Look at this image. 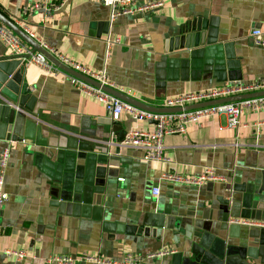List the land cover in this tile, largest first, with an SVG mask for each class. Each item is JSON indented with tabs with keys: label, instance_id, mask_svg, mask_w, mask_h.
<instances>
[{
	"label": "crops",
	"instance_id": "crops-1",
	"mask_svg": "<svg viewBox=\"0 0 264 264\" xmlns=\"http://www.w3.org/2000/svg\"><path fill=\"white\" fill-rule=\"evenodd\" d=\"M161 1L113 19L101 0H0V10L149 107L188 91L264 80V46L250 35L258 29L264 40V0ZM190 24L192 45L170 50ZM114 39L107 51L106 40ZM0 102L17 116L16 124L0 120V151L18 141L4 177L0 264H45L50 255L95 264L85 254L165 264L169 256L159 252L186 249L205 229L234 248L236 263L264 264L260 228L226 223L246 215L260 221L251 206L264 205V110L245 111L236 128H227L223 116L203 118L184 134L164 137V159L145 161L138 148L119 142L130 128L152 129L151 123L124 112L110 121L99 101L1 42ZM209 166L222 180L194 186L159 179L169 171L195 176ZM4 249L25 256L16 261Z\"/></svg>",
	"mask_w": 264,
	"mask_h": 264
},
{
	"label": "built area",
	"instance_id": "built-area-1",
	"mask_svg": "<svg viewBox=\"0 0 264 264\" xmlns=\"http://www.w3.org/2000/svg\"><path fill=\"white\" fill-rule=\"evenodd\" d=\"M110 10V18H115L120 14H133L135 12L149 11L163 5L161 0L150 3L137 4V0H101ZM17 26V25H16ZM18 27L39 46L51 54L59 63L67 68L93 80L96 84L71 75L62 70L56 64L48 60L42 53L33 50L32 46L21 39L11 29L0 22V42L9 52L21 61L40 67L46 74L59 76L63 80L69 81L82 94L90 96L99 101L104 108L105 116L110 121L119 119L121 113H127L133 121H145L152 124V129L130 128L125 134L119 146L138 148L142 152L145 161L162 160L163 139L166 135L184 134L188 126L198 124L203 118H214L223 116L226 120L227 128H236L240 123V117L245 111L258 112L264 110V95L241 98L233 101L219 102L215 104L199 105L207 101L223 99L246 93H253L264 90V80H257L252 83L234 82L222 86H214L204 90L188 91L185 93L164 97L162 106L164 109H176V111H157L140 108L132 103L124 101L117 96L106 91L103 87L115 89L121 93L123 90L118 88L103 71H95L77 62L64 54L56 53L41 42L35 34L24 24ZM250 35L255 39V43L264 46V40L260 39L261 31L254 29ZM258 39V40H256ZM117 39L106 40V50L108 51ZM124 94V93H123ZM188 106H192L188 108ZM194 106V107H193ZM159 109V108H158ZM178 109V110H177ZM18 145L17 140H8L0 151V212L7 194L3 190L6 167L12 149ZM160 180L172 183L200 186L208 181L222 180L213 167H205L195 176H184L175 172H163L159 176ZM122 181V179H120ZM153 196L158 195L157 186L152 187ZM227 225L264 227V222L231 216L226 221ZM171 250H164L157 255H168ZM2 253L6 257H11L16 261L24 258L25 253L20 250L4 249ZM83 259L95 264H143L140 257L127 254L121 261H109L97 256L85 254ZM75 259L66 255H50L45 259V264H74Z\"/></svg>",
	"mask_w": 264,
	"mask_h": 264
},
{
	"label": "water",
	"instance_id": "water-1",
	"mask_svg": "<svg viewBox=\"0 0 264 264\" xmlns=\"http://www.w3.org/2000/svg\"><path fill=\"white\" fill-rule=\"evenodd\" d=\"M0 22L3 23L6 27L11 29L15 34H17L21 39H23L26 43H28L30 46H32L33 50H37L38 52L42 53L48 60L56 64L59 68L62 70L70 73L71 75H74L76 77H79L81 79H84L86 81H89L91 83L96 84L93 80L67 68L66 66L59 63L51 54H49L45 49H43L39 44H37L34 40L29 38L18 26H16L9 18L4 16L2 13H0ZM193 25L190 24V26H187L184 28L181 33L180 37H174L172 41L174 44L170 46L171 49H177L178 47L181 48H188L192 45L194 35L191 31L193 30ZM171 42V41H170ZM20 63V61H19ZM106 91L110 92L111 94L117 96L118 98L127 101L129 103H132L140 108L147 109V110H157V111H176V109H164V108H154L149 107L147 105H144L133 98L111 88L103 87ZM264 95V90L253 92V93H246L241 94L237 96L227 97L223 99L213 100V101H207L199 105H208V104H215L219 102H225V101H233L238 100L241 98H248V97H254V96H260ZM192 106H188L190 108ZM194 107V106H193ZM178 110V109H177ZM16 111L14 108H12L8 103L6 102H0V120H3L4 122H8L9 124H16ZM232 201H237L235 198H232ZM243 206L247 209L251 206V202H249V199L246 197L243 198ZM251 208L255 212L258 211L260 221L264 222V205H258L252 204ZM257 208V209H256ZM244 217H249V215H246ZM260 235H261V242L260 244L264 246V227L260 228ZM197 240L186 249H182L181 251L172 252L168 254L169 258L167 259L165 264H247V262H239L236 263L234 261L235 252L234 248L231 245H228L225 239L220 238L212 234L208 229L202 230L200 232H197L196 234Z\"/></svg>",
	"mask_w": 264,
	"mask_h": 264
},
{
	"label": "trees",
	"instance_id": "trees-1",
	"mask_svg": "<svg viewBox=\"0 0 264 264\" xmlns=\"http://www.w3.org/2000/svg\"><path fill=\"white\" fill-rule=\"evenodd\" d=\"M0 13H2L4 15V13L0 10ZM5 16V15H4Z\"/></svg>",
	"mask_w": 264,
	"mask_h": 264
}]
</instances>
